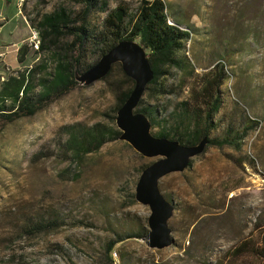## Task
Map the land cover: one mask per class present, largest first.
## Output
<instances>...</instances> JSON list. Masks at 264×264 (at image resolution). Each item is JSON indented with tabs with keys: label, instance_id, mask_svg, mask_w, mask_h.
I'll return each instance as SVG.
<instances>
[{
	"label": "rangeland",
	"instance_id": "obj_1",
	"mask_svg": "<svg viewBox=\"0 0 264 264\" xmlns=\"http://www.w3.org/2000/svg\"><path fill=\"white\" fill-rule=\"evenodd\" d=\"M164 1L192 30L186 51L196 75L230 55L229 79L221 90L224 103L215 118L223 123L214 136L229 123L241 128L249 120L258 126L239 151L204 148L183 172L159 180V192L173 206L168 221L172 243L151 249L145 243L151 212L135 200V189L143 167L160 158H143L121 140L78 160L64 156V127L117 129L112 122L116 96L126 89L117 68L106 81L80 82L69 95L0 134V264H263L230 253L243 241L259 246L264 231V0ZM138 2L110 0L108 7L124 4L133 12ZM59 8L68 13L81 9L60 0H25L18 10L16 1L8 0L0 8V82L41 63L45 54L28 45L31 21L36 24ZM105 17L91 15L90 26L100 27ZM22 45L29 53L18 64ZM85 61L93 63V54ZM181 80L179 73L169 79L177 86L171 95L148 100L144 93L141 99L167 116L189 97L188 88L178 87ZM40 221L60 228L44 235L24 233L27 225ZM129 233L145 238L125 240L107 252L117 236Z\"/></svg>",
	"mask_w": 264,
	"mask_h": 264
},
{
	"label": "trees",
	"instance_id": "obj_2",
	"mask_svg": "<svg viewBox=\"0 0 264 264\" xmlns=\"http://www.w3.org/2000/svg\"><path fill=\"white\" fill-rule=\"evenodd\" d=\"M60 1L80 6L81 9L77 13H68L59 8L42 16L36 24L31 21L39 37L35 53L45 54V57L41 63L17 71L0 82V134L7 125L34 117L76 90L80 79L122 43H135L144 52V59L152 74L144 89L148 100L171 95L177 86L168 81L176 73L182 76L178 87L188 88V99L177 104L175 111L167 116H162L157 106L139 100L135 113L147 120L150 131L158 130L155 134L150 133L154 138L166 139L185 148L197 147L204 141V148L227 147L239 151L244 139L258 126V122L249 120L241 128L229 123L221 135L214 136L223 123L215 118L224 103L221 90L229 79L227 63L230 55L216 62L208 72L196 75L186 51L192 30L182 23L178 14L169 11L164 0H139L133 12L124 4L109 10L110 0ZM94 14H106L100 27L90 26L88 19ZM28 53L27 45L18 48V64L25 61ZM90 53L94 61L88 65L85 59ZM113 68L118 69L126 84V89L116 96L114 113H117L133 91L134 82L124 75L119 63L110 67L102 81L112 75ZM191 81L195 87H189ZM115 119L113 117L112 122ZM63 130L67 134L63 144L64 156L70 155L76 160L97 153L106 143L118 141L121 136L118 129L102 124L91 127L72 125ZM244 163L237 164L241 166ZM246 164L254 168L251 160ZM150 165H145L142 172ZM190 165L188 163L187 167ZM58 228L60 225L54 222L40 221L27 225L24 233L30 236L44 235ZM259 236V246L249 240L243 241L230 253L232 257L239 259L250 256L264 264V231ZM134 238L143 239L145 235L129 233L117 236L107 247V252L110 253L115 245Z\"/></svg>",
	"mask_w": 264,
	"mask_h": 264
},
{
	"label": "water",
	"instance_id": "obj_3",
	"mask_svg": "<svg viewBox=\"0 0 264 264\" xmlns=\"http://www.w3.org/2000/svg\"><path fill=\"white\" fill-rule=\"evenodd\" d=\"M116 63L121 65L124 75L134 82L129 98L116 113L115 124L121 132L120 140L146 159L160 158L142 172L135 189V200L148 206L151 212L147 221L149 232L146 245L151 249L161 250L172 243L168 221L172 217L173 206L159 192L158 182L168 174L183 172L189 160L202 153L206 143L203 141L197 147L185 148L166 139L154 138L150 134L147 120L135 113L144 89L152 79L144 52L135 43L116 46L80 82L104 77Z\"/></svg>",
	"mask_w": 264,
	"mask_h": 264
},
{
	"label": "built area",
	"instance_id": "obj_4",
	"mask_svg": "<svg viewBox=\"0 0 264 264\" xmlns=\"http://www.w3.org/2000/svg\"><path fill=\"white\" fill-rule=\"evenodd\" d=\"M16 5L18 9H20V5H22V2H25V0H15ZM38 44H39V37H38V32L35 29L31 30V36H30V41H29V46L33 48L34 50L38 49ZM1 57V55H0Z\"/></svg>",
	"mask_w": 264,
	"mask_h": 264
},
{
	"label": "crops",
	"instance_id": "obj_5",
	"mask_svg": "<svg viewBox=\"0 0 264 264\" xmlns=\"http://www.w3.org/2000/svg\"><path fill=\"white\" fill-rule=\"evenodd\" d=\"M8 4V2L6 1V0H0V8L3 6V5H7ZM17 6V5H16ZM17 10H18V7H17ZM18 13H19V11H18ZM1 55V54H0Z\"/></svg>",
	"mask_w": 264,
	"mask_h": 264
}]
</instances>
